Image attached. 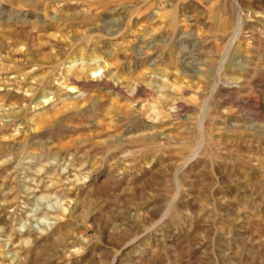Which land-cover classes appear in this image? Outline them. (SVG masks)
Masks as SVG:
<instances>
[{
  "label": "rangeland",
  "instance_id": "1",
  "mask_svg": "<svg viewBox=\"0 0 264 264\" xmlns=\"http://www.w3.org/2000/svg\"><path fill=\"white\" fill-rule=\"evenodd\" d=\"M0 264H264V0H0Z\"/></svg>",
  "mask_w": 264,
  "mask_h": 264
},
{
  "label": "bare ground",
  "instance_id": "2",
  "mask_svg": "<svg viewBox=\"0 0 264 264\" xmlns=\"http://www.w3.org/2000/svg\"><path fill=\"white\" fill-rule=\"evenodd\" d=\"M52 185V184H51ZM27 190H30V188H27Z\"/></svg>",
  "mask_w": 264,
  "mask_h": 264
}]
</instances>
